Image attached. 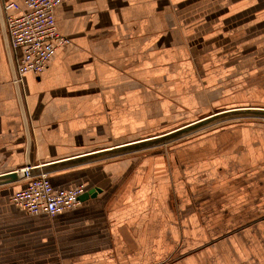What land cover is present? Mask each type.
Returning a JSON list of instances; mask_svg holds the SVG:
<instances>
[{
	"label": "crops",
	"instance_id": "obj_1",
	"mask_svg": "<svg viewBox=\"0 0 264 264\" xmlns=\"http://www.w3.org/2000/svg\"><path fill=\"white\" fill-rule=\"evenodd\" d=\"M0 0V176L264 109V0H71L68 43L14 85ZM95 196L54 216L0 185V264H264V119L46 174Z\"/></svg>",
	"mask_w": 264,
	"mask_h": 264
},
{
	"label": "built area",
	"instance_id": "obj_2",
	"mask_svg": "<svg viewBox=\"0 0 264 264\" xmlns=\"http://www.w3.org/2000/svg\"><path fill=\"white\" fill-rule=\"evenodd\" d=\"M66 1L71 0H24V11L17 16L7 12L17 9L16 5L4 7L3 25L14 85L21 86L27 74L40 73L58 49L67 45L55 22L56 8ZM24 180L26 186L12 195L11 203L31 216L69 211L80 205V197L85 193L83 186L55 190L44 174Z\"/></svg>",
	"mask_w": 264,
	"mask_h": 264
},
{
	"label": "water",
	"instance_id": "obj_3",
	"mask_svg": "<svg viewBox=\"0 0 264 264\" xmlns=\"http://www.w3.org/2000/svg\"><path fill=\"white\" fill-rule=\"evenodd\" d=\"M244 118H260L264 119V109H231L227 111H222L218 113H214L208 117L199 119L193 123L175 129L171 132L164 133L162 135L151 137L147 139H143L140 141H136L127 145H123L120 147H115L112 149H108L105 151H101L92 155L75 158L74 160L65 161L53 165H45L41 167H31L27 166L25 169H21L20 171L8 173L6 175L0 176V185L14 183L25 178H31L39 175H46L54 170L61 169L64 167H70L73 165H78L90 161L108 159L113 157H118L134 152L144 151L156 147H161L171 142H175L177 140L183 139L192 134L198 133L202 130L208 129L212 126H216L221 123L244 119ZM95 191L90 190L85 192L80 200H87L90 197H94Z\"/></svg>",
	"mask_w": 264,
	"mask_h": 264
},
{
	"label": "rangeland",
	"instance_id": "obj_4",
	"mask_svg": "<svg viewBox=\"0 0 264 264\" xmlns=\"http://www.w3.org/2000/svg\"><path fill=\"white\" fill-rule=\"evenodd\" d=\"M221 112V111H220ZM218 113V112H217ZM216 126H218V125H216ZM212 127H215V126H212ZM212 127H210V128H208V129H211ZM171 143H173V142H171ZM168 145V144H167ZM167 145H164V146H161V147H166Z\"/></svg>",
	"mask_w": 264,
	"mask_h": 264
}]
</instances>
